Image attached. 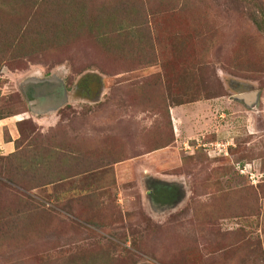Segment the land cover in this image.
I'll return each mask as SVG.
<instances>
[{
  "label": "rangeland",
  "instance_id": "1",
  "mask_svg": "<svg viewBox=\"0 0 264 264\" xmlns=\"http://www.w3.org/2000/svg\"><path fill=\"white\" fill-rule=\"evenodd\" d=\"M0 264H264V0H0Z\"/></svg>",
  "mask_w": 264,
  "mask_h": 264
},
{
  "label": "water",
  "instance_id": "2",
  "mask_svg": "<svg viewBox=\"0 0 264 264\" xmlns=\"http://www.w3.org/2000/svg\"><path fill=\"white\" fill-rule=\"evenodd\" d=\"M255 92H248V93H242V95H237L235 96L237 99L242 100L244 103H247L248 105H250L251 102H253L255 100ZM248 98V99H245Z\"/></svg>",
  "mask_w": 264,
  "mask_h": 264
},
{
  "label": "crops",
  "instance_id": "3",
  "mask_svg": "<svg viewBox=\"0 0 264 264\" xmlns=\"http://www.w3.org/2000/svg\"><path fill=\"white\" fill-rule=\"evenodd\" d=\"M240 95H242V94H240ZM248 98H249V97H248ZM248 98L245 97V99H248Z\"/></svg>",
  "mask_w": 264,
  "mask_h": 264
}]
</instances>
